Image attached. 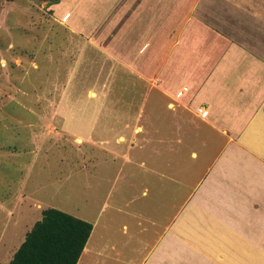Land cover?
Masks as SVG:
<instances>
[{"label":"crops","instance_id":"0c3cea01","mask_svg":"<svg viewBox=\"0 0 264 264\" xmlns=\"http://www.w3.org/2000/svg\"><path fill=\"white\" fill-rule=\"evenodd\" d=\"M64 4H56L62 6L60 18L68 11L63 22L82 32L101 56L98 65L84 57V65L88 59L90 68L116 71L115 99L105 106L114 114L104 117L122 127L114 141L126 142V148L121 155L107 151L168 181L172 162L181 161L171 160V153L180 155L182 146L191 158L198 156L193 146L210 157L150 249L140 255L139 244L93 242L92 222L76 264L83 258L96 264L97 256L104 257L98 264H106L109 249L120 264H192L188 245L176 241L188 235L194 220L198 235L210 229L213 264H264V0H113L91 27L79 16L87 20L84 13L91 15L95 4ZM219 251L226 259L220 260Z\"/></svg>","mask_w":264,"mask_h":264},{"label":"rangeland","instance_id":"374dc122","mask_svg":"<svg viewBox=\"0 0 264 264\" xmlns=\"http://www.w3.org/2000/svg\"><path fill=\"white\" fill-rule=\"evenodd\" d=\"M65 1L0 0V264L12 258L48 207L93 222V242L108 239L107 246L114 247L139 244L144 247L141 255L156 242L184 194L194 190L210 159L201 146L192 147L198 153L194 159L181 145L180 155L171 153V160L180 156L181 161L172 162L173 179L168 181L158 173L147 176L107 151L114 148L121 155L126 148V142L114 141L122 127L104 117L114 114V108L105 106L115 99L116 71L90 68L88 59L84 65V57H92L98 65L101 56L82 32H72L63 22L68 11L60 18L58 10ZM80 2L95 4L91 15L83 12L87 20L79 16L90 27L113 4V0ZM157 111L162 117L167 110ZM203 208L207 220L209 191ZM191 224L188 235L176 242L188 245L186 256L192 264H213L216 252L212 254L210 229L198 235V223ZM108 254L104 263L120 264L111 256L114 251L109 249ZM219 258L226 259V253L219 251ZM103 259L97 256L96 264ZM79 264L90 261L83 258Z\"/></svg>","mask_w":264,"mask_h":264},{"label":"trees","instance_id":"16d2710c","mask_svg":"<svg viewBox=\"0 0 264 264\" xmlns=\"http://www.w3.org/2000/svg\"><path fill=\"white\" fill-rule=\"evenodd\" d=\"M91 229L88 221L45 208L6 264H76Z\"/></svg>","mask_w":264,"mask_h":264}]
</instances>
